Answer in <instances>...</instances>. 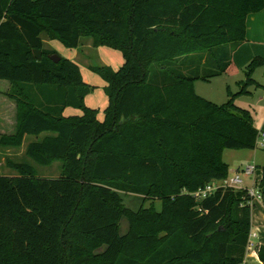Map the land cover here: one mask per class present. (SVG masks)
Returning <instances> with one entry per match:
<instances>
[{
  "label": "trees",
  "instance_id": "1",
  "mask_svg": "<svg viewBox=\"0 0 264 264\" xmlns=\"http://www.w3.org/2000/svg\"><path fill=\"white\" fill-rule=\"evenodd\" d=\"M263 5L0 0V79L16 108L15 130L0 134V145L33 135L28 157L62 162L58 177L44 178L27 162L7 161L17 175L0 173V264H243L246 190L219 187L198 201L190 192L228 175L224 149L257 146L252 115L233 97L257 84L251 72L264 60L249 61L240 89L221 104L195 93L193 83L225 72L245 40L247 14ZM41 32L66 47L90 36L94 46L121 52L118 68L91 67L105 81L102 120L84 103L93 86L78 64L52 60ZM66 107L81 113L64 115ZM125 192L157 196L161 208L131 210ZM257 256L264 264L263 245Z\"/></svg>",
  "mask_w": 264,
  "mask_h": 264
},
{
  "label": "crops",
  "instance_id": "2",
  "mask_svg": "<svg viewBox=\"0 0 264 264\" xmlns=\"http://www.w3.org/2000/svg\"><path fill=\"white\" fill-rule=\"evenodd\" d=\"M42 45L44 48L43 39ZM255 56L261 57L264 60V5L260 10L247 14L245 18V40L232 51L230 62L225 72L210 79L218 80L220 84L225 86L226 98H228L229 93H236L240 89V82L245 78V67ZM69 59L72 58L69 57ZM251 77L257 84L247 87V93L236 94L233 97V102L236 106L250 111L254 127L258 130L259 134L264 135V63L252 70ZM198 82L199 80H195L193 83L196 93ZM7 88L8 82L0 89V134H12L15 130V102L3 94ZM199 95H204L206 98L202 97L205 99H210L211 97V93L209 92H202ZM67 108L69 107H66L63 111L64 115L79 113L74 109L70 111ZM65 110L69 111L65 113ZM39 136H42V134ZM35 139L36 137L34 136L33 140ZM225 155L236 157V164L233 167L231 166V160L229 158L225 159ZM222 160L228 165V174H232L238 170L241 165L253 164L255 166L252 174L243 176L244 187H250L254 183H258V187L262 193L260 199L253 200L250 203V229L248 235L254 233L255 236L251 237L252 245L250 247L246 246L243 264H262L257 256V248L261 245L264 246V180L261 182L264 168L263 148L258 144L252 149L226 148L222 152Z\"/></svg>",
  "mask_w": 264,
  "mask_h": 264
},
{
  "label": "rangeland",
  "instance_id": "3",
  "mask_svg": "<svg viewBox=\"0 0 264 264\" xmlns=\"http://www.w3.org/2000/svg\"><path fill=\"white\" fill-rule=\"evenodd\" d=\"M41 37L44 40V48L52 49L62 57H71V60L80 66L83 80L93 86V89L84 96V103L87 106L96 108L98 110L97 116L102 120L104 117V108L108 104V98L103 89L104 80L97 73L92 71L91 67L107 65L113 69L118 68L123 62V57L120 51L106 46H94L90 36H82L79 40V45L75 48L66 47L59 40L48 39L44 32H41ZM209 80H199L196 89L197 93L201 94L202 92H209L211 93V97L208 100L217 104L225 102L227 100L225 86L220 84L218 80ZM6 83V80L0 79V89H2ZM249 86H252V84L248 85V87ZM200 96L205 97L204 95ZM67 109L70 111L71 109H74L79 112L78 114L81 113L79 109L73 107ZM69 110H65V113ZM33 139V135H25L20 146L12 147L0 145L1 174L8 176L17 175V172L7 165V161H16L31 164L38 177L56 178L60 175L62 165L61 160L55 159L47 165H42L36 163L27 156L26 145ZM228 158L231 160V166L233 167L236 164V157H228L225 155V159ZM241 167L243 166L241 165L240 168ZM121 196L122 203L131 210H137L139 207H146L158 211L161 208V200L157 196L145 197L129 192L121 193ZM127 228L128 221L125 217H122L120 220V232H126Z\"/></svg>",
  "mask_w": 264,
  "mask_h": 264
},
{
  "label": "built area",
  "instance_id": "4",
  "mask_svg": "<svg viewBox=\"0 0 264 264\" xmlns=\"http://www.w3.org/2000/svg\"><path fill=\"white\" fill-rule=\"evenodd\" d=\"M257 144L260 146H264V135L259 134ZM255 166L253 164L245 165L232 174H228L226 177L219 180H212L206 182L201 187L197 188L195 191L190 192V194L194 197L195 200H201L204 197L210 195L214 190L219 187H230L233 189H244L246 190V194L249 197V204L253 200H258L261 198L262 193L258 187V183H254L250 187L243 186V176L250 175L253 173ZM255 236L254 233L248 235L246 246L250 247L252 245L251 237Z\"/></svg>",
  "mask_w": 264,
  "mask_h": 264
},
{
  "label": "water",
  "instance_id": "5",
  "mask_svg": "<svg viewBox=\"0 0 264 264\" xmlns=\"http://www.w3.org/2000/svg\"><path fill=\"white\" fill-rule=\"evenodd\" d=\"M34 55H35L36 59H40L41 58V50L40 49H34ZM49 57L54 61L59 60V55L57 53L50 54Z\"/></svg>",
  "mask_w": 264,
  "mask_h": 264
}]
</instances>
